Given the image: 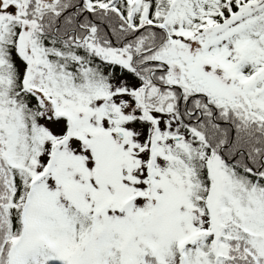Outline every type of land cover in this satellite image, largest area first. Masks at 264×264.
I'll return each instance as SVG.
<instances>
[{"label":"snow or ice","instance_id":"snow-or-ice-1","mask_svg":"<svg viewBox=\"0 0 264 264\" xmlns=\"http://www.w3.org/2000/svg\"><path fill=\"white\" fill-rule=\"evenodd\" d=\"M0 264H264V0H0Z\"/></svg>","mask_w":264,"mask_h":264}]
</instances>
